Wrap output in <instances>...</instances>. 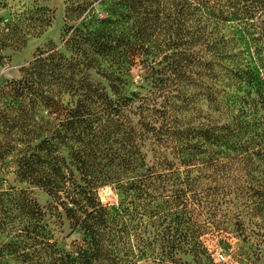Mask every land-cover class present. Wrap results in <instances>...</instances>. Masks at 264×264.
I'll list each match as a JSON object with an SVG mask.
<instances>
[{"label": "trees", "instance_id": "1", "mask_svg": "<svg viewBox=\"0 0 264 264\" xmlns=\"http://www.w3.org/2000/svg\"><path fill=\"white\" fill-rule=\"evenodd\" d=\"M28 1L0 19V51L50 27L51 10L34 7L47 0ZM93 1L103 18L82 4L65 9L80 19L63 33L69 56L50 43L0 90V264H190L179 255L203 264L201 236L213 226L198 223L203 199L264 217V0ZM136 64L145 94L129 87ZM188 87L187 102L216 119L207 110L197 124L177 118L172 100ZM9 162L18 181L46 193L50 215L65 216L68 236L80 233L68 249L25 190L3 187ZM203 179L219 182L212 194ZM108 183L116 205L98 196Z\"/></svg>", "mask_w": 264, "mask_h": 264}, {"label": "rangeland", "instance_id": "2", "mask_svg": "<svg viewBox=\"0 0 264 264\" xmlns=\"http://www.w3.org/2000/svg\"><path fill=\"white\" fill-rule=\"evenodd\" d=\"M5 2L7 6L3 8L0 6V19L5 21L9 20L14 13H20L24 9H31L33 3L28 0H0ZM99 1L87 0H47L39 1L34 7H46L53 13L54 19L50 27L46 28L42 33L35 36H30L24 47L18 49L6 48L0 51V55L3 59L0 62V90L3 86L12 81L20 79V68L27 66V64L33 59L38 50H45L47 46L52 43L59 51L69 56L70 53L63 47V33L65 28L77 25L78 21L74 18L65 19V9L72 4L86 6L87 10L85 14L92 9L91 18L98 20L105 16L103 8L98 4ZM37 12V15H40ZM80 26V24H78ZM144 69L136 64L131 68L129 80L131 83H135L136 87L130 84V89L137 93L145 94L148 89L147 82L144 80ZM193 77V76H192ZM92 79L94 83L100 84L101 87L106 88L109 96H112L107 84L104 80L92 73ZM194 87H188L187 89L180 90L178 97L172 100V104L175 109L177 118L184 122H191L190 124H197L201 121L200 116H205L207 113L216 119L217 115L214 112L207 109L206 105H201L203 111L198 110L199 103L192 100L189 104L187 98H189L190 91L194 92ZM176 93V92H175ZM174 93V94H175ZM67 97L65 98V101ZM200 108V106H199ZM199 111V112H198ZM147 149L150 148L147 146ZM152 155L148 152L147 161L151 160ZM15 168V164L9 162L1 166V173L6 180L5 187H13L16 190H25L26 193L34 199L37 204L47 212V223L55 238L59 240V246L68 249L71 242L80 239L79 232H75L68 236L70 233L69 223L65 216L62 215L59 218L55 213L49 214L48 201L49 198L46 193L32 185L18 181L12 171ZM216 181L209 179H203L201 181V187L205 190V194H212L213 189L217 187ZM115 183H108L105 186L98 188V196L104 205H116L121 199L119 191L116 189ZM206 196V195H205ZM205 206L207 207L203 213L198 216V223H202V220L210 218L213 226L204 231L201 236V241L207 249L208 258L203 260V264H264V217L254 218L247 213L238 216L240 208L230 204H226L220 201V198L211 196L203 199ZM200 209V208H199ZM216 209V211L214 210ZM212 213L213 216L208 214ZM250 214V213H249ZM237 221H240L243 226L238 227ZM155 228L148 226V232H153ZM183 261H187L193 264L191 257L185 255H179ZM12 264V263H11ZM142 264H153L151 261H145Z\"/></svg>", "mask_w": 264, "mask_h": 264}]
</instances>
